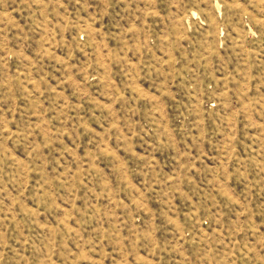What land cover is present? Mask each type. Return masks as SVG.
I'll return each mask as SVG.
<instances>
[{
	"label": "rangeland",
	"instance_id": "1",
	"mask_svg": "<svg viewBox=\"0 0 264 264\" xmlns=\"http://www.w3.org/2000/svg\"><path fill=\"white\" fill-rule=\"evenodd\" d=\"M0 264H264V0H0Z\"/></svg>",
	"mask_w": 264,
	"mask_h": 264
}]
</instances>
